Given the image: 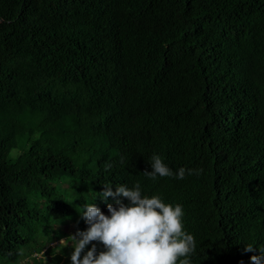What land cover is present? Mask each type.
I'll use <instances>...</instances> for the list:
<instances>
[{
	"label": "trees",
	"instance_id": "obj_1",
	"mask_svg": "<svg viewBox=\"0 0 264 264\" xmlns=\"http://www.w3.org/2000/svg\"><path fill=\"white\" fill-rule=\"evenodd\" d=\"M263 19L264 0H0V262L41 264L70 236L59 223L86 230L85 203L108 215L104 185L139 183L183 206L191 264H250L264 249ZM154 153L171 177L145 175ZM65 250L53 264H71Z\"/></svg>",
	"mask_w": 264,
	"mask_h": 264
},
{
	"label": "clouds",
	"instance_id": "obj_2",
	"mask_svg": "<svg viewBox=\"0 0 264 264\" xmlns=\"http://www.w3.org/2000/svg\"><path fill=\"white\" fill-rule=\"evenodd\" d=\"M150 167L151 171H145V175L152 180L157 176L173 175L159 155L151 157ZM186 171L189 175H198L202 169L181 167L175 173L176 178L183 180ZM98 196L102 201L112 197L114 204H107L108 215L92 202L82 206L79 214L87 228L67 238L74 242L71 245V264H191L190 256L196 243L194 236L184 230L181 204H166L159 195L142 196L139 183L131 188L117 185L115 191L104 185ZM117 197L126 199L128 203ZM97 243L102 245V251L97 252ZM89 244L92 247L85 252ZM244 251L258 250L247 245ZM250 264H264V249L259 250V255L250 257Z\"/></svg>",
	"mask_w": 264,
	"mask_h": 264
},
{
	"label": "rangeland",
	"instance_id": "obj_3",
	"mask_svg": "<svg viewBox=\"0 0 264 264\" xmlns=\"http://www.w3.org/2000/svg\"><path fill=\"white\" fill-rule=\"evenodd\" d=\"M64 223H59L57 225V228L62 230V232H65L66 236L67 235L68 236L69 235L72 236L73 235L72 231L74 229L73 228H69V226L65 225ZM67 228H69V229H67ZM61 240H66V241L64 243H60ZM69 240H67L66 238H61L58 241H54V242L48 244L47 247L40 254H37V255L34 254L33 257H35L37 259H42L41 264H53V261L51 260L52 259L51 257L62 256L61 252L63 251V248L66 249L65 250L66 252L68 251L69 253H72L71 245L74 242L73 241H69ZM90 245L91 244H89L88 246H90ZM47 248H51V251H47ZM0 264H2V263L0 262ZM20 264H31V260H28V259L25 258L22 262H20Z\"/></svg>",
	"mask_w": 264,
	"mask_h": 264
},
{
	"label": "bare ground",
	"instance_id": "obj_4",
	"mask_svg": "<svg viewBox=\"0 0 264 264\" xmlns=\"http://www.w3.org/2000/svg\"><path fill=\"white\" fill-rule=\"evenodd\" d=\"M259 17H260V16H259ZM263 20H264V19H263ZM262 33H263V31H262ZM163 34H164V33H163ZM172 40H173V39H172ZM166 44H167V43H166ZM174 45H175V44H174ZM177 48H178V47H177ZM152 58H153V57H152ZM147 60H148V59H147ZM150 62H151V61H150ZM147 63H148V62H147ZM145 64H146V63H145ZM153 64H155V63H153ZM150 66H152V65H150ZM148 69H150V68H148ZM151 69H152V68H151ZM155 69H156V68H155ZM146 70H147V69H146ZM152 70H153V69H152ZM150 71H151V70H150ZM164 71H165V70H164ZM145 72H146V71H145ZM155 72H156V71H155ZM149 75H150V74H149ZM150 76H151V75H150ZM159 77H160V76H159ZM113 79H114V78H113ZM152 79H153V78H152ZM117 81H118V80H117ZM125 81H126V80H125ZM155 81H156V80H155ZM157 81H158V80H157ZM160 82H161V81H160ZM157 83H158V82H157ZM111 84H112V83H111ZM115 84H116V83H115ZM115 84H114V85H115ZM129 84H130V83H129ZM121 85H122V84H121ZM127 85H128V84H127ZM127 85H126V86H127ZM149 85H150V84H149ZM149 85H148V87H149ZM126 86H125V87H126ZM154 86H155V84H154ZM156 86H157V85H156ZM122 89H124V88H122ZM132 89H134V88H132ZM149 89H150V88H149ZM116 90H117V89H116ZM158 90H159V89H158ZM111 91H112V90H111ZM113 91H114V90H113ZM145 91H146V90H145ZM170 91H171V90H170ZM112 93H113V92H112ZM145 93H146V92H145ZM141 94H142V92H141ZM160 95H161V94H160ZM111 96H112V95H111ZM138 96H139V95H138ZM112 98H113V97H112ZM140 99H141V98H140ZM148 100H149V98H148ZM151 100H152V99H151ZM168 100H169V99H168ZM146 102H147V100H146ZM158 102H159V101H158ZM149 103H150V102H149ZM147 104H148V103H147ZM155 106H156V105H155ZM155 106H154V108H155ZM145 107H146V106H145ZM145 107H144V108H145ZM156 107H157V106H156ZM142 108H143V107H142ZM148 109L150 110V109H152V108H148ZM144 110H145V109H144ZM155 111H156V110H155ZM159 111H160V110H159ZM152 113H154V112H152ZM155 113H156V112H155ZM153 117H154V116H153ZM158 117H159V116H158ZM170 120H171V119H170ZM157 122H158V121H157ZM144 123H145V122H144ZM162 125H163V124H162ZM162 125H161V126H162ZM164 125H165V124H164ZM136 126H137V124H136ZM138 126H139V125H138ZM143 126H144V125H143ZM140 127H141V126H140ZM140 127H138V128H140ZM158 127H159V126H158ZM152 128H153V127H152ZM134 129H135V128H134ZM140 129H141V128H140ZM135 130H136V129H135ZM141 130H142V129H141ZM147 130H148V129H147ZM152 130H153V129H152ZM166 130H167V129H166ZM144 131H145V130H144ZM134 132H135V131H134ZM136 132H137V131H136ZM141 132L143 133V130H142ZM162 133H163V132H162ZM160 134H161V133H160ZM165 134H166V133H165ZM167 134H168V133H167ZM167 134H166V135H167ZM137 135H138V134H137ZM146 135H147V134H146ZM146 135H142V136H146ZM155 135H156V134H155ZM152 136H153V135H152ZM137 138H138V137H137ZM164 138H165V137H164ZM23 139H24V138H23ZM146 139H147V138H146ZM149 140H150V139H149ZM160 140H161V139H160ZM160 140H158V141H160ZM129 141H130V140H129ZM136 141H137V140H136ZM142 141H143V140H142ZM144 141H145V140H144ZM144 141H143V142H144ZM151 142H152V141H151ZM119 143H120V142H119ZM146 143H147V142H146ZM121 144H122V143H121ZM148 144H149V143H148ZM155 144H156V143H155ZM155 144H154V145H155ZM151 145H152V144H151ZM71 146H72V145H71ZM76 146H77V145H76ZM77 147H78V146H77ZM138 147H139V146H138ZM144 147H145V146H144ZM146 147H147V146H146ZM146 147H145V148H146ZM151 147H152V146H151ZM155 147H156V146H155ZM128 148H129V147H128ZM61 149H62V148H61ZM129 150H130V149H129ZM136 150H137V149H136ZM152 150H153V149H152ZM159 150H160V149H159ZM173 150H174V149H172L171 151H173ZM143 151H144V150H143ZM171 151H170V152H171ZM159 152H160V151H159ZM161 152H162V151H161ZM125 153H126V151H125ZM140 153H141V152H140ZM154 154H155V153H154ZM161 154H162V153H161ZM169 154H170V153H169ZM172 154H173V153H172ZM124 156H125V155H124ZM113 158H114V157H113ZM127 158H128V156L126 157V159H127ZM135 158H136V156H135ZM120 159H121V157H120ZM146 159L148 160V158H146ZM121 161H122V160H121ZM123 162H124V161H123ZM132 162H133V161H132ZM124 163H125V162H124ZM149 163H150V162H149ZM132 165H133V164H132ZM139 165H140V164H139ZM130 167H131V166H130ZM130 167H129V168H130ZM137 167H138V166H137ZM149 167H150V166H149ZM133 168H134V165H133ZM135 168H136V167H135ZM136 169H137V168H136ZM126 171H127V170H126ZM118 185H119V184H118ZM115 187H116V186H115ZM119 199H120V198H119ZM67 236H68V235H67ZM197 248H198V247H197ZM38 261H40V260H38ZM24 263H25V262H24ZM36 264H37V263H36Z\"/></svg>",
	"mask_w": 264,
	"mask_h": 264
}]
</instances>
